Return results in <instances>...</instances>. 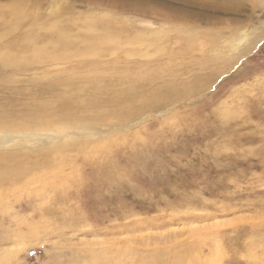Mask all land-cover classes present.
Returning <instances> with one entry per match:
<instances>
[{"label":"rangeland","instance_id":"rangeland-1","mask_svg":"<svg viewBox=\"0 0 264 264\" xmlns=\"http://www.w3.org/2000/svg\"><path fill=\"white\" fill-rule=\"evenodd\" d=\"M262 36L264 0H0V264H264Z\"/></svg>","mask_w":264,"mask_h":264},{"label":"bare ground","instance_id":"bare-ground-1","mask_svg":"<svg viewBox=\"0 0 264 264\" xmlns=\"http://www.w3.org/2000/svg\"><path fill=\"white\" fill-rule=\"evenodd\" d=\"M244 37L246 38V36H244ZM244 37H243V38H244ZM263 37H264V36H262L260 39L257 40V42L254 44L253 49H255V48L257 47V45L260 44V42L262 41ZM245 38H244V39H245ZM251 49H252V48H251ZM251 49H250V50H251ZM250 50L247 49V51H250ZM247 51H245L244 53H246ZM251 51H252V50H251ZM239 61H240V60H239ZM238 64H239V63H238ZM235 65H236V64H235ZM76 126H77V129H80V130L86 129V126H83L82 123H80V124L78 123V124H76ZM71 127H72V125L68 126V128H71ZM51 129H53V130H55V131H58V132H61L60 135H59V134H57V135H53V138H58V139H59L60 137L63 136V133H64V134H66V133H67V134L71 133V131H66V130H67L66 128L61 129V127H58V128H57V127H52ZM72 129H73V127H72ZM90 129H91V128H90ZM64 130H65L66 132H63ZM80 130H79V131H80ZM61 134H62V135H61ZM5 139H7V138L5 137ZM4 170H7V169H3V168H2V169L0 170V179H4V177H6V176H8V175L11 176V177H14V178L20 176V172L17 171V169L12 170V171H8V172H7V171H4Z\"/></svg>","mask_w":264,"mask_h":264}]
</instances>
